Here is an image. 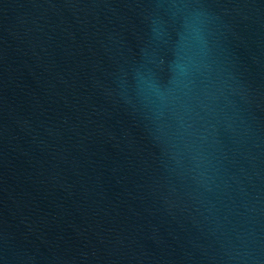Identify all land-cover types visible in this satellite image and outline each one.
<instances>
[{
    "label": "water",
    "instance_id": "1",
    "mask_svg": "<svg viewBox=\"0 0 264 264\" xmlns=\"http://www.w3.org/2000/svg\"><path fill=\"white\" fill-rule=\"evenodd\" d=\"M0 264H264V0H0Z\"/></svg>",
    "mask_w": 264,
    "mask_h": 264
}]
</instances>
